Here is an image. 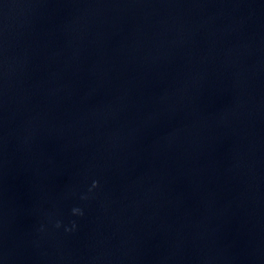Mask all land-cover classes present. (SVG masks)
I'll use <instances>...</instances> for the list:
<instances>
[{"label": "water", "instance_id": "95a60500", "mask_svg": "<svg viewBox=\"0 0 264 264\" xmlns=\"http://www.w3.org/2000/svg\"><path fill=\"white\" fill-rule=\"evenodd\" d=\"M0 264H264V0H0Z\"/></svg>", "mask_w": 264, "mask_h": 264}, {"label": "clouds", "instance_id": "9594fccd", "mask_svg": "<svg viewBox=\"0 0 264 264\" xmlns=\"http://www.w3.org/2000/svg\"><path fill=\"white\" fill-rule=\"evenodd\" d=\"M96 183H97V182H95V181L93 182V187H95V186H96ZM73 211H74V212H80V210H79V209H73Z\"/></svg>", "mask_w": 264, "mask_h": 264}]
</instances>
